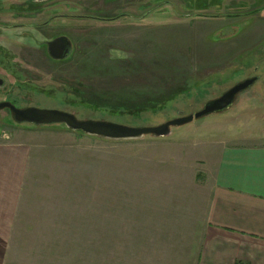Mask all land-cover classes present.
I'll list each match as a JSON object with an SVG mask.
<instances>
[{"label": "rangeland", "instance_id": "rangeland-1", "mask_svg": "<svg viewBox=\"0 0 264 264\" xmlns=\"http://www.w3.org/2000/svg\"><path fill=\"white\" fill-rule=\"evenodd\" d=\"M59 35L72 47L57 60L46 43ZM0 76V99L19 108L130 126L257 76L229 109L165 137L115 141L0 111V264H196L210 160L222 143H264V0H0Z\"/></svg>", "mask_w": 264, "mask_h": 264}, {"label": "crops", "instance_id": "crops-1", "mask_svg": "<svg viewBox=\"0 0 264 264\" xmlns=\"http://www.w3.org/2000/svg\"><path fill=\"white\" fill-rule=\"evenodd\" d=\"M208 173L196 264H264V143H222Z\"/></svg>", "mask_w": 264, "mask_h": 264}, {"label": "water", "instance_id": "water-1", "mask_svg": "<svg viewBox=\"0 0 264 264\" xmlns=\"http://www.w3.org/2000/svg\"><path fill=\"white\" fill-rule=\"evenodd\" d=\"M46 45L49 56L59 60L66 58L70 54L72 42L68 36L59 35L47 41ZM257 79V76H252L239 81L220 96L207 101L200 110L192 114L180 115L164 123L152 126H130L115 121L78 119L75 113L67 110L39 106L19 108L7 101L0 102V109L9 107L17 123L35 125L64 124L72 131H81L89 136H97L109 140L139 139L149 134L165 137L171 134V129L174 126L191 122L196 118L213 112H222L229 109L235 103L238 94L251 87ZM1 83L2 80L0 79Z\"/></svg>", "mask_w": 264, "mask_h": 264}, {"label": "flooded vegetation", "instance_id": "flooded-vegetation-1", "mask_svg": "<svg viewBox=\"0 0 264 264\" xmlns=\"http://www.w3.org/2000/svg\"><path fill=\"white\" fill-rule=\"evenodd\" d=\"M30 2H34V1H36V0H29ZM7 27V26H6ZM16 27H24L23 25H21V24H16V25H13V26H9L8 28H16ZM1 28H3L2 26H1ZM55 38V37H54ZM71 40V39H70ZM0 79L2 80V83L0 84L1 86L3 85V82H4V79L0 76ZM4 101H7V102H10L11 104H13L14 106H16V107H18L17 105H16V103L12 100V99H9V98H7V97H5V96H3V98L2 99H0V102H4ZM3 109H9L10 111H11V109L9 108V107H4V108H1L0 109V111L1 110H3Z\"/></svg>", "mask_w": 264, "mask_h": 264}, {"label": "trees", "instance_id": "trees-1", "mask_svg": "<svg viewBox=\"0 0 264 264\" xmlns=\"http://www.w3.org/2000/svg\"><path fill=\"white\" fill-rule=\"evenodd\" d=\"M86 17H88V18H96V19H101V20H108V21H110V20H114V19H116V18H118V17H111V18H99V17H93V16H86ZM80 133H83V132H81V131H79ZM84 134V133H83ZM236 264H244L243 262H241V261H237L236 262ZM246 264H248V263H246Z\"/></svg>", "mask_w": 264, "mask_h": 264}]
</instances>
